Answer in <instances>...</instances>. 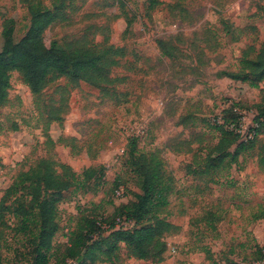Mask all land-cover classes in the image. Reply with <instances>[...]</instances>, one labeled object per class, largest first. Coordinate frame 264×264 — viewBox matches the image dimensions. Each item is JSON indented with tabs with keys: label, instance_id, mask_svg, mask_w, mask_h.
Wrapping results in <instances>:
<instances>
[{
	"label": "rangeland",
	"instance_id": "rangeland-1",
	"mask_svg": "<svg viewBox=\"0 0 264 264\" xmlns=\"http://www.w3.org/2000/svg\"><path fill=\"white\" fill-rule=\"evenodd\" d=\"M182 4L189 12L184 17L166 6L149 12L146 0H76L72 8L66 0H41L44 9L56 7L67 16L46 31L52 40L64 45L86 37L100 47L107 37L124 49L111 74L120 81L108 96L61 78L37 98L18 72L11 73L9 98L0 106V200L21 172L43 158L78 174L105 168L98 193L76 191L59 204L52 263L76 264L68 248L82 217L103 222L107 231L116 209L141 194V179L128 163L129 143L137 139L140 152H156L164 162L168 201L160 216L180 230L166 235L163 262L130 258L120 244L118 259L97 264H264V134L257 132L249 145L230 136L232 144L218 151L223 137L213 125L230 117L245 133L258 126L264 82L256 88L220 74L238 72L242 58H254L264 44V0ZM6 22L20 40L30 25L26 0H0V43ZM161 39L177 47L174 59L163 56ZM59 88L67 89L69 109L62 123L48 124ZM222 154L223 163L206 169ZM6 220L11 228L2 239L0 264H28L27 238L17 235L13 216ZM14 250L22 256L14 258Z\"/></svg>",
	"mask_w": 264,
	"mask_h": 264
},
{
	"label": "trees",
	"instance_id": "trees-1",
	"mask_svg": "<svg viewBox=\"0 0 264 264\" xmlns=\"http://www.w3.org/2000/svg\"><path fill=\"white\" fill-rule=\"evenodd\" d=\"M66 1L72 8L76 0ZM146 1L149 12L166 6L173 15L184 17L189 13L182 4L185 0H178L175 4H166L163 0ZM26 2L30 25L24 36L20 40L15 39L14 27L9 24L11 21L4 24L0 43V106L8 101L12 72L22 76L30 92L37 98L49 84L61 78H67L74 87L86 82L99 89L104 96L112 95L113 85L120 81L112 78V70L119 66L124 49L110 45L107 37L100 47L90 46L86 37L62 45L45 33L55 22L67 19L63 11L56 7L53 10L44 9L41 0ZM181 21L184 22V19ZM157 44L163 56L169 59L176 57V46L162 39ZM220 77L259 87L264 82V44L254 58L246 55L242 58L238 72H222ZM59 90L62 91L59 106L49 108L48 124L62 123V114L69 109L65 94L67 89ZM216 121L213 125L223 137L217 146V150L221 151L232 144L230 136L235 139L240 136L231 129L237 124L233 118H222L220 124ZM255 123L259 126L256 131L264 134V110L256 117ZM251 143L253 141L241 144ZM129 149L128 163L141 179V194L134 201L116 209L112 219L114 224L107 231L102 228L103 222L82 217L68 248L69 257L75 259L76 264L112 263L118 259L120 244L125 245L130 258L160 263L164 261L167 250L166 235L180 230V227L160 216L168 201L163 160L156 152H140L137 139L130 141ZM224 159L223 154L210 158L206 169L215 163H223ZM104 178V166L87 168L78 174L69 165L50 157L40 159L28 171L21 172L0 200V250L3 248L5 231L11 228L6 217L11 215L17 221V235L27 238L28 264H67L66 259L52 263L49 258L53 239L60 227L59 204L76 191L98 193L105 183ZM117 219L130 222V226L126 229L116 228ZM13 255L14 258L21 257L22 252L14 250Z\"/></svg>",
	"mask_w": 264,
	"mask_h": 264
},
{
	"label": "built area",
	"instance_id": "built-area-1",
	"mask_svg": "<svg viewBox=\"0 0 264 264\" xmlns=\"http://www.w3.org/2000/svg\"><path fill=\"white\" fill-rule=\"evenodd\" d=\"M217 123H221L222 120L221 119H217L216 121ZM257 126L253 125L251 129H248L247 133L244 132L243 126H232L231 129H234V131L243 139L244 142H248L253 140L256 135H257V131H256ZM130 226V222H127L124 219H117L116 221V228H128ZM104 228V227H103Z\"/></svg>",
	"mask_w": 264,
	"mask_h": 264
}]
</instances>
